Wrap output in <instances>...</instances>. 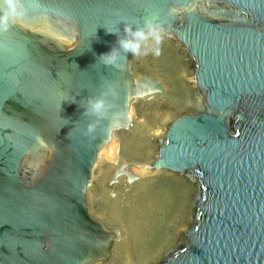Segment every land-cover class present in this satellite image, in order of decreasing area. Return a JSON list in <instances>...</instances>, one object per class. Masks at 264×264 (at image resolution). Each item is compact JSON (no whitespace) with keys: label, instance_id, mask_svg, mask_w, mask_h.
I'll list each match as a JSON object with an SVG mask.
<instances>
[{"label":"water","instance_id":"water-1","mask_svg":"<svg viewBox=\"0 0 264 264\" xmlns=\"http://www.w3.org/2000/svg\"><path fill=\"white\" fill-rule=\"evenodd\" d=\"M26 2L0 32V264H264V0ZM145 17L162 54L106 66V28Z\"/></svg>","mask_w":264,"mask_h":264},{"label":"clouds","instance_id":"clouds-1","mask_svg":"<svg viewBox=\"0 0 264 264\" xmlns=\"http://www.w3.org/2000/svg\"><path fill=\"white\" fill-rule=\"evenodd\" d=\"M35 6V3L26 0H0V32H7L15 23L25 19ZM121 22L124 23L122 34L120 29L111 31L106 28L108 33L118 36L117 46L99 57L106 66L118 65L122 59H127L129 53L134 58L148 55L159 57L162 54L166 31L155 17H145L142 23L127 20ZM114 95V89L110 87L101 95L89 98L83 113L97 120L104 119L111 109L109 97ZM94 128V123H90L88 132H93Z\"/></svg>","mask_w":264,"mask_h":264}]
</instances>
